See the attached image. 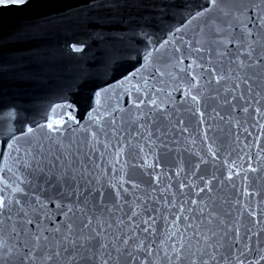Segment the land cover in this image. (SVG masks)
Wrapping results in <instances>:
<instances>
[{
  "label": "water",
  "instance_id": "95a60500",
  "mask_svg": "<svg viewBox=\"0 0 264 264\" xmlns=\"http://www.w3.org/2000/svg\"><path fill=\"white\" fill-rule=\"evenodd\" d=\"M112 2L30 0L26 6L12 5L0 10V198L19 199L20 194L13 191L17 186L31 193L27 184L20 183L30 177L18 161L17 152L8 149L9 137L20 136L21 130L33 127L36 136L31 140L43 139L45 147L54 153L55 147L47 143L36 125L47 122L53 106L63 105L65 107L57 108V112L65 118L67 115L75 118L69 122L75 132L72 128L66 129L62 137L64 150L76 152L89 139L96 123L101 125L97 128L101 143L92 141L97 151L91 152L83 146L79 153L80 156L88 153V158L80 161L88 172L80 181V189L91 188L93 196L88 197L84 213L77 212L75 220L77 227L89 217L94 218L91 227L102 224L100 243L107 245L100 248L97 243L92 259L82 261L70 242L63 241L58 234L47 233L49 239L43 242L46 247L33 249L30 253L33 258L29 260L23 245L28 238L12 232L13 222L19 223V218L14 216L13 221L0 223V264H104L109 253L113 259L108 264H191L197 257L207 260L208 264H236L237 258L244 264H254L264 255V100L260 96L249 97L244 85L234 92L225 91L235 82V65L230 60L236 57V49L232 44L227 50L221 46L219 50L227 51V55L220 57L217 46L207 43L212 37L205 27L219 13L210 10L209 0H117L119 7H111ZM198 11L206 15L194 19ZM232 31L238 33L239 28ZM165 41L169 43L162 47ZM197 41L203 42L204 48L199 54L191 51L200 46ZM153 48L160 50L155 53L154 67L164 68L172 75L149 78L148 73L143 72L140 86L144 87L146 95L142 93V98L155 99L166 111L144 107L142 111L148 115L137 122L125 112L123 123L119 119L121 114L116 113L117 123L113 130L104 109L115 106L117 97L120 106L127 108L125 89L130 86L126 84L125 89L115 94L111 91L102 94L99 103L95 92L122 79L123 69L135 72L141 68L145 64V52ZM176 48L181 52H176L175 56L184 63L173 68L171 63L175 61L168 63L164 58L172 56ZM193 61L226 77L219 85L215 81L208 84L209 73L203 72L198 104L185 95L191 77L179 72ZM189 71L197 76L202 73L195 64ZM177 73L179 78L173 79ZM131 84L136 85V80ZM157 89L162 91L157 92ZM242 93L252 100L248 112L241 110V106H248L239 99ZM193 94L197 93L193 91ZM233 96L236 97L234 101ZM225 98L232 104L225 105ZM255 100H260V114L256 112ZM93 109H97L95 122H90L88 117ZM25 142L21 138L20 144ZM105 143L110 144L107 150ZM141 147L142 152L139 151ZM116 152L121 153L119 157ZM250 165L257 171H249ZM230 175L233 176L231 181L227 179ZM205 181L211 193L205 189L197 196L200 188L205 187ZM181 183L188 185L182 193ZM97 190L104 193L103 198L96 194ZM75 199L72 197L73 201ZM117 200L123 211L109 213L105 210V206L112 208ZM185 200L189 203L184 204ZM191 200L206 203L203 216L200 205H192ZM173 202L175 208L171 207ZM137 204L142 206L138 209L142 213L140 219L149 216L155 219L153 231L147 237V248L137 252L133 244L127 251L137 257L136 260L129 259L127 252L116 260L118 254L112 244L121 249L125 246L114 237L121 231H128L125 226L117 229L116 218L123 217L127 223L124 213L128 212L129 205L136 207ZM241 204L255 213L254 219L244 212ZM181 206L195 209L192 213H184L193 217L194 228H187L188 221L183 219L172 223L180 214ZM48 207L54 209L55 205L48 204ZM153 208L157 211H152ZM143 209H148L146 214ZM209 212L215 217L212 223H208ZM3 219L0 216V221ZM221 219L226 223L240 220V244L229 248L221 240L224 229ZM62 221L63 214L57 217L53 212L52 223L45 226L52 228ZM110 223L111 228L108 227ZM29 228L34 229L35 224ZM248 228L256 235L248 233ZM195 231L202 235H195ZM84 234H88L87 229ZM143 235L137 232L140 238ZM205 237L210 239L205 240ZM74 239L75 236L69 237V241ZM217 241L224 246L220 247ZM207 244L216 245V250L206 247ZM65 247L68 253L63 251ZM174 248L181 250L182 259L176 258ZM147 249H151V255ZM57 251L61 252L58 258L54 256ZM240 252L244 253L242 257ZM49 255H53V259H47ZM87 255L92 256V253ZM212 256L215 259H211Z\"/></svg>",
  "mask_w": 264,
  "mask_h": 264
},
{
  "label": "snow or ice",
  "instance_id": "6c2138e0",
  "mask_svg": "<svg viewBox=\"0 0 264 264\" xmlns=\"http://www.w3.org/2000/svg\"><path fill=\"white\" fill-rule=\"evenodd\" d=\"M30 0H0V10L8 9L12 5H27ZM211 9L217 11L219 15L212 20L208 21L205 27L208 29V34L212 39L208 40L207 43L215 44L217 46V54L220 57L227 55V51H220L222 46L225 50L228 49V45L232 44L236 49V57L230 60L232 65H235V71L233 72L234 83L231 89H225L226 92H234L235 89H240L242 85L247 87V92L249 97L260 96L261 100H264V0H259V3L256 0H228V2H223V0H209ZM111 7H119L117 0H113ZM206 15L205 12H197L195 18H199ZM239 28V32H233L232 29ZM179 31V29L177 30ZM203 32L204 29H201ZM169 42L165 41V47ZM199 47L192 48L191 51L195 53H202L204 51L203 42L197 41ZM74 51H80L79 48H74ZM160 50L153 48L152 51H146L143 59L145 64L141 68H137L135 72H131L128 69H123L120 72L122 79H117L114 85H110L108 88H104L101 91L95 92L97 97V103H99V98L103 95H107L109 91L114 94L121 89H125V85H129L128 89H125V104L128 105L127 108L120 106L119 98L117 97V102L115 106H109L105 108L107 117L110 118L111 126L115 130L117 123L116 113H120V121L123 123V114L127 112L133 122H137L147 116V113H144L142 109L144 107H151L157 109L158 111H166L164 108H160L157 105L155 99L146 100L142 98V93L146 95L145 89L143 86H140V80L143 79L142 73L147 72L149 78H162L164 76H171L170 72H166L164 68L154 67L156 63L155 53H158ZM176 52H181V49H174L173 55L170 57H165L164 59L171 63L173 60L175 63H171L173 68L178 67L184 63L183 59L177 58L175 56ZM191 54V53H190ZM138 62V61H137ZM202 69V73L197 76L192 74L189 69H193V65ZM135 67V65H133ZM167 67V64H165ZM207 71L209 73L208 84L215 83L219 85L223 80L226 79L225 75L221 72H217L215 69H204L203 64H196L193 61L192 64H188L186 68H180V73H185L190 76L191 79L188 81V89L185 93L186 97L190 96L191 100L195 103H199V81L203 79V72ZM173 79L179 78V73L177 76L172 77ZM136 80V85H132L131 81ZM196 81V83H193ZM147 81H145V85ZM261 89V91H256V89ZM157 92L162 91V89H157ZM195 91L197 94H193ZM170 95V94H169ZM219 93H217V96ZM236 99L233 96V101ZM239 99L245 101L248 105L247 107L241 106V110L248 112L251 107L252 100L246 98L243 93L239 96ZM257 105L256 112L257 114L261 113L260 100L254 101ZM225 105H231L232 101H229L227 98L224 99ZM63 105H55L52 107V115L46 117L45 124H37L41 132L44 133V136L47 138V143L50 146L55 147V152L51 151L49 148L45 147L43 139H38L33 142L32 137L36 136V129L33 127H28L26 131L21 130V135L16 136L15 134L11 135L8 139V149L11 151H16L18 154V161L21 163V166L30 177V179H22L21 184H27L31 188V193L24 191L23 188L17 186L13 189L15 193L20 194V198H12L8 200L7 198H0V216H3L4 219L0 223H7L8 221H13V217L19 218V223L15 221L12 224V232L16 236L23 235L28 239L23 241L24 248L27 249L25 252V257L31 260L33 257L30 255L33 249H40L41 247H46V244L49 237L47 233H55L62 236L63 241L70 242L72 244V250L80 255L82 261H87L92 259L95 255L94 247L99 243L100 248H106L105 243H100L101 233L103 232L102 224L97 225L93 228V217H89L87 222H80L79 227L76 224V214L80 212L84 213V208L88 204V197L93 196V190L91 188H85L84 191L80 189V181L84 180L88 172L85 167L81 166L80 161L88 158V153H83V156H80L79 153L82 150L83 146H86L89 151L96 152L97 149L93 147L92 141H95L97 144H100L99 132L97 128H100L101 125L96 123V127L92 129L89 133V139L84 141L81 148H78L76 152L71 150H64V145L62 143V137L66 134L65 130L72 128L70 121H74L72 115H67L65 118L63 115L57 112V108H64ZM70 107V106H68ZM135 110V112L133 111ZM97 112V109H93V112L89 113V121H94V113ZM102 130V128H101ZM72 131L75 132V129L72 128ZM87 131V130H85ZM107 135V133H105ZM21 138L25 139V144L21 145ZM110 144L105 143L104 149H109ZM139 151H143L141 147ZM120 152H116V156H120ZM103 155V153L101 154ZM249 171L256 172L257 169L249 166ZM238 175V173H237ZM203 179V178H201ZM227 179L231 181L233 176H228ZM247 179V177H245ZM123 187V183L120 185ZM133 187H138V185H133ZM188 187L183 183L180 184L181 193L182 190ZM207 189L211 193L212 189L209 186V183L205 181V187L200 188L197 192V196L203 193ZM97 195L103 198L104 193L97 190ZM245 194L248 195L247 190ZM43 196V199L41 198ZM119 197V193H117ZM72 197H76L75 201L72 200ZM47 201V203H45ZM167 204L168 202L165 201ZM189 201L185 200L184 204H188ZM190 203L194 206L200 205V215L203 216V213L206 210V203L204 201L191 200ZM239 203V201L237 202ZM48 204H54L55 208L51 209L48 207ZM95 206V204L93 205ZM142 206L137 204L136 207L129 205L128 212L124 213V216L127 217V223L123 217H117L115 225L117 229H120L121 226H125L128 231L121 233L114 237L115 241H120L125 246L124 249L118 247L115 243L112 244V247L118 254L115 258L119 260L120 256H123L127 252L129 259L136 260L137 257L133 256L131 252L127 251V247L135 245V251L140 252L144 251L147 248V237L153 231L152 225L155 223V219L149 216L147 219H140ZM171 207L175 208L176 204L171 203ZM241 208L244 209V212H247V215L250 218H255V213L249 211L247 208H244V205L241 204ZM105 210L109 213H113L114 210L123 211L119 207V201L113 205L112 208L105 206ZM152 211H157L153 208ZM148 209H143V213L146 214ZM194 208H184L183 206L179 209V215L176 217V220H173V224H176L177 220L183 219L188 221L186 227L194 228V225L191 223L193 217L189 215H184L185 212L192 213ZM53 212L57 215L63 214L64 221L55 227L48 228L46 223H52L53 221ZM130 213V214H129ZM6 214V215H5ZM244 213L241 212V215ZM208 223H212L214 219L213 213L209 212ZM42 218V219H41ZM35 224L34 229H30L29 226ZM220 224L224 226L223 236L221 240L224 243L228 244L229 248H232L234 245L241 243V233L240 227L241 222L239 219H235L230 223H226L223 219L220 220ZM113 225L110 223L108 227L111 228ZM88 230V234H84V230ZM248 233L251 235H256L252 232L251 228L247 229ZM264 231V229H262ZM79 232V235L76 233ZM137 232H142L144 235L142 238L137 236ZM131 233V234H129ZM195 235L201 236L202 234L199 231L194 232ZM216 235L215 232L212 234ZM251 235L249 239H251ZM70 236H75L74 240L69 241ZM210 239L205 237V240ZM77 241L79 245L77 247ZM31 242V243H30ZM217 244H220V247H223V243L217 241ZM206 247H212L216 250V245L207 244ZM247 248V245H244ZM83 250L84 254H81ZM149 255H151V249H147ZM65 253L69 252V249L65 247L63 249ZM176 253V258L178 260L182 259L181 250L173 249ZM87 253H92V256L87 255ZM192 255H195L194 253ZM244 255L243 252H240V256ZM55 257H60L61 252L57 251L54 253ZM72 257H69L71 259ZM215 259L214 256L210 257ZM47 259H53V255H49ZM113 257L111 253L108 254V259L104 261V264H108V261L112 260ZM259 261H264V255H260ZM259 261H255L254 264H259ZM191 264H208L207 260L196 259L191 260ZM236 264H244L242 259L237 258Z\"/></svg>",
  "mask_w": 264,
  "mask_h": 264
}]
</instances>
